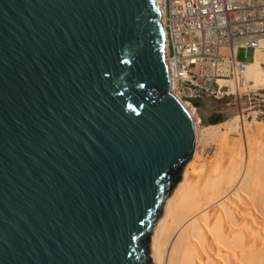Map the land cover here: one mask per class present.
<instances>
[{
    "label": "water",
    "instance_id": "95a60500",
    "mask_svg": "<svg viewBox=\"0 0 264 264\" xmlns=\"http://www.w3.org/2000/svg\"><path fill=\"white\" fill-rule=\"evenodd\" d=\"M196 145L160 0H0V264H155Z\"/></svg>",
    "mask_w": 264,
    "mask_h": 264
},
{
    "label": "bare ground",
    "instance_id": "6f19581e",
    "mask_svg": "<svg viewBox=\"0 0 264 264\" xmlns=\"http://www.w3.org/2000/svg\"><path fill=\"white\" fill-rule=\"evenodd\" d=\"M245 83L264 88L262 51L248 62ZM179 99L194 119L198 141L196 107ZM257 131L264 134V125ZM218 148L211 158L196 152L166 200L152 236L155 264H264V141L241 136Z\"/></svg>",
    "mask_w": 264,
    "mask_h": 264
},
{
    "label": "built area",
    "instance_id": "2783aa9c",
    "mask_svg": "<svg viewBox=\"0 0 264 264\" xmlns=\"http://www.w3.org/2000/svg\"><path fill=\"white\" fill-rule=\"evenodd\" d=\"M160 2L173 92L195 105L236 95L248 64L239 49L264 51V0Z\"/></svg>",
    "mask_w": 264,
    "mask_h": 264
},
{
    "label": "rangeland",
    "instance_id": "374dc122",
    "mask_svg": "<svg viewBox=\"0 0 264 264\" xmlns=\"http://www.w3.org/2000/svg\"><path fill=\"white\" fill-rule=\"evenodd\" d=\"M253 52L251 48H240L238 59L247 63L254 61ZM248 84L242 85L240 90L243 91H238L236 95L223 99H205L198 101V105L193 104L200 119L198 124L200 135L195 153L204 157H214L219 151L220 144L225 142L232 146L241 136L244 139L248 137L255 143L264 141V134L257 131V126L264 125V88L251 87V84ZM245 85L247 88L243 87ZM212 117L218 120V123H210ZM205 128L210 129L205 132Z\"/></svg>",
    "mask_w": 264,
    "mask_h": 264
},
{
    "label": "trees",
    "instance_id": "16d2710c",
    "mask_svg": "<svg viewBox=\"0 0 264 264\" xmlns=\"http://www.w3.org/2000/svg\"><path fill=\"white\" fill-rule=\"evenodd\" d=\"M210 123L215 124L218 123V120H215L213 117L209 120Z\"/></svg>",
    "mask_w": 264,
    "mask_h": 264
},
{
    "label": "crops",
    "instance_id": "0c3cea01",
    "mask_svg": "<svg viewBox=\"0 0 264 264\" xmlns=\"http://www.w3.org/2000/svg\"><path fill=\"white\" fill-rule=\"evenodd\" d=\"M251 49H253V48H251ZM240 50V49H239ZM254 50V49H253ZM256 56V52H255V50H254V52H253V58ZM250 62H252V61H250Z\"/></svg>",
    "mask_w": 264,
    "mask_h": 264
}]
</instances>
